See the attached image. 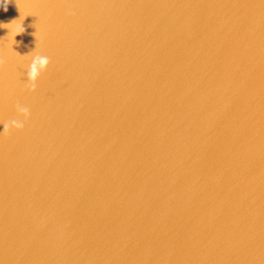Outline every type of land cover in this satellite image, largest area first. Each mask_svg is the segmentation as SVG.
<instances>
[{"label":"water","instance_id":"1","mask_svg":"<svg viewBox=\"0 0 264 264\" xmlns=\"http://www.w3.org/2000/svg\"><path fill=\"white\" fill-rule=\"evenodd\" d=\"M8 2L0 264H264V0Z\"/></svg>","mask_w":264,"mask_h":264},{"label":"clouds","instance_id":"2","mask_svg":"<svg viewBox=\"0 0 264 264\" xmlns=\"http://www.w3.org/2000/svg\"><path fill=\"white\" fill-rule=\"evenodd\" d=\"M6 6H5V11H7V4L9 3L8 0H5ZM49 66V60L46 57L42 56H37L33 59L29 69H28V75H27V80H28V86H29V91L35 92L36 91V83L40 77L41 72H45ZM17 111L18 113L23 116L25 121L29 118V111L27 108H20L17 106ZM11 130L15 131H22L23 130V124L13 120L10 123H6L4 125V131L3 135L7 134L9 135Z\"/></svg>","mask_w":264,"mask_h":264}]
</instances>
